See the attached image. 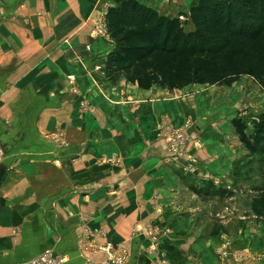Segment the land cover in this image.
Wrapping results in <instances>:
<instances>
[{
  "label": "crops",
  "instance_id": "obj_1",
  "mask_svg": "<svg viewBox=\"0 0 264 264\" xmlns=\"http://www.w3.org/2000/svg\"><path fill=\"white\" fill-rule=\"evenodd\" d=\"M140 1L178 16L199 0ZM113 4L0 0V264H29L45 252L68 264L100 263L107 254L97 247L107 242L127 251L123 264H264V214L251 204L237 212L247 219L231 231L232 255L220 254L221 223L209 233L206 226L220 198L191 189L208 181L203 173L192 177L167 161L161 131L190 121L185 148L203 170L246 182L252 157L232 115L200 112L212 90L199 84L182 96L184 89L143 88L126 77L113 83L96 69L114 40L92 30Z\"/></svg>",
  "mask_w": 264,
  "mask_h": 264
},
{
  "label": "trees",
  "instance_id": "obj_2",
  "mask_svg": "<svg viewBox=\"0 0 264 264\" xmlns=\"http://www.w3.org/2000/svg\"><path fill=\"white\" fill-rule=\"evenodd\" d=\"M113 3L106 20L114 48L104 62L110 82L126 77L149 88L152 84L135 73L150 70L161 76L159 84L172 90L179 85L170 80L189 73L192 57L197 64L208 61L213 81L237 74L264 75V0H199L188 15L181 12L178 16L163 14L140 0ZM183 16L194 29H185ZM226 51L237 52L240 58H217ZM255 133L251 142L239 131L243 143L264 161V113ZM191 189L200 196L220 199L235 195L233 189L210 180L204 185L193 184ZM262 200L252 199L251 207L257 214H264Z\"/></svg>",
  "mask_w": 264,
  "mask_h": 264
},
{
  "label": "rangeland",
  "instance_id": "obj_3",
  "mask_svg": "<svg viewBox=\"0 0 264 264\" xmlns=\"http://www.w3.org/2000/svg\"><path fill=\"white\" fill-rule=\"evenodd\" d=\"M182 20L184 21L186 30L194 29L193 24L189 22L187 16H183ZM217 58L223 60H232L233 58H240V55L237 52L226 51L225 53L218 55ZM191 62L192 64L187 75L170 80V82L179 85L172 90H187L182 91V96L185 94H191V90H193L192 87L194 88L199 84L204 85L201 86L202 88L205 87L204 91L212 90L210 93L214 95L213 98L211 96H209L208 99L206 98L208 101H210L209 103L205 101L206 99L203 100L200 112L203 115L208 116L219 109L222 113L232 115V120L235 127L233 131L240 139L239 141L242 149L247 150L246 154L248 155L245 157H252L251 159L255 160L249 162L248 165L245 164L243 166L245 167L247 165V169L244 171L242 170V174H245L242 179H244L246 182L241 183L240 186H237L236 182L232 184L231 181L228 182L227 180L226 181L228 183H226L220 176L211 174L219 178V181H221L223 184L228 185L230 183L232 188H228L235 191V196H237V198L234 201L215 198L217 201L215 204L213 203V213L209 212L207 216V232L209 233L212 231V229L215 231L214 227L217 225L216 222H218V225L220 222L221 230L223 231L220 233L222 240H229L232 243L233 236H231V231L236 229V222L247 219L245 215H236L238 214L237 212L247 209L245 207L252 203L251 200L253 195H255L254 197L256 199L263 197L262 202L264 203V161L260 160L258 155L251 152L247 145L243 143L239 134V131H241L248 138H250L251 142L254 141L253 136L256 134V127L262 121V114L264 113V75L262 74L259 76H253L251 74H237L227 77L223 80L213 81L214 79L211 78L210 73L207 71V68L211 67L207 63L208 61L200 60L197 64L195 57H192ZM135 76L144 78V82L152 84L150 87L159 86L161 88L168 89L159 84L161 76L159 74L152 73L150 70L137 71ZM218 94H221V96H218ZM227 98L230 100H226ZM177 127L174 129H178ZM49 137L57 140L59 143H65L64 138L58 134L56 135L55 133H51V135L49 134ZM242 157L243 156L240 158L242 159ZM254 192L256 193L254 194ZM214 209L216 210L215 213ZM220 210L221 212L217 213Z\"/></svg>",
  "mask_w": 264,
  "mask_h": 264
},
{
  "label": "built area",
  "instance_id": "obj_4",
  "mask_svg": "<svg viewBox=\"0 0 264 264\" xmlns=\"http://www.w3.org/2000/svg\"><path fill=\"white\" fill-rule=\"evenodd\" d=\"M106 14H102V16L96 21L92 34L95 37L101 38H112L111 33L108 28V23L106 20ZM87 48L90 49L91 45H87ZM97 70L104 71V63H100L96 66ZM69 79L72 86L73 92H79V87L76 82V76L74 74L69 75ZM191 126L190 121H186L182 126L177 127L178 129L165 128L161 131L160 136L165 140L166 150H167V161H171L176 164L183 173H186L192 177H195L201 173H203L204 177L207 180L214 182L218 186H224L219 178L211 175V173L207 170H203V167L199 164L197 160V156L194 153L186 150V144L190 139L189 128ZM176 128V127H175ZM60 136V134H58ZM194 144L199 147L200 142L196 141ZM4 151L0 145V162L3 158ZM226 187V186H225ZM141 225L136 226L137 232L140 231ZM168 232V230H166ZM159 231H155L152 229L151 234L156 236ZM231 241L225 240L222 241L219 252L220 254H224L225 256L232 255L231 252ZM98 251H103L107 254V259L100 263H95L93 261H86L84 264H123L128 260V253L125 249L115 248L111 242H107L105 244L98 245ZM29 264H68V257L66 255H55L50 252L42 253L29 261Z\"/></svg>",
  "mask_w": 264,
  "mask_h": 264
},
{
  "label": "water",
  "instance_id": "obj_5",
  "mask_svg": "<svg viewBox=\"0 0 264 264\" xmlns=\"http://www.w3.org/2000/svg\"><path fill=\"white\" fill-rule=\"evenodd\" d=\"M4 177H5V176H3V177L0 179V185H1V183H2V181H3V179H4ZM3 207H4L3 199H2V197L0 196V209L3 208Z\"/></svg>",
  "mask_w": 264,
  "mask_h": 264
}]
</instances>
